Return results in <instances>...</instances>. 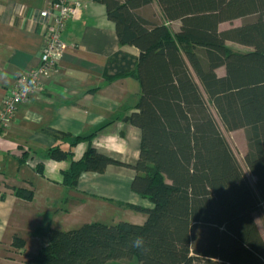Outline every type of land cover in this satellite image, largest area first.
Here are the masks:
<instances>
[{"label": "trees", "instance_id": "obj_1", "mask_svg": "<svg viewBox=\"0 0 264 264\" xmlns=\"http://www.w3.org/2000/svg\"><path fill=\"white\" fill-rule=\"evenodd\" d=\"M96 1L115 22L119 43L144 53L134 60L119 51L107 68L108 81L127 75L139 81L138 111L127 120L141 130L140 153L135 164L99 153L92 146L95 132L83 138L90 145L63 172V184L74 188L83 172L110 164L129 166L136 172L133 190L154 207L126 204L147 213L143 224L50 229L25 264H264L255 217L264 207V0ZM238 19L244 22L221 28ZM228 42L250 49L233 51ZM214 112L227 130H245V163L254 182ZM72 154L55 147L46 157ZM16 193L29 201L34 196L30 190ZM137 236L146 251L132 247ZM14 244L25 246L17 237Z\"/></svg>", "mask_w": 264, "mask_h": 264}, {"label": "crops", "instance_id": "obj_2", "mask_svg": "<svg viewBox=\"0 0 264 264\" xmlns=\"http://www.w3.org/2000/svg\"><path fill=\"white\" fill-rule=\"evenodd\" d=\"M48 1L0 0V106L19 78L40 64L45 37L39 17L30 21V16ZM70 1L80 5L62 32L66 47L57 66L44 76L43 91L20 104L12 123L0 130V264H25L50 229L69 231L92 222L143 224L147 213L126 204L154 207L133 190L136 172L129 166L110 164L103 171L83 172L74 188L63 184V172L90 145L83 138L96 132V151L127 164L137 162L141 143V130L127 120L138 111V79L107 80L109 59L117 52L134 60L141 52L119 43L104 4ZM55 147L72 157H46ZM19 189L32 191L33 199L19 197ZM16 237L24 240L23 248L14 244Z\"/></svg>", "mask_w": 264, "mask_h": 264}, {"label": "built area", "instance_id": "obj_3", "mask_svg": "<svg viewBox=\"0 0 264 264\" xmlns=\"http://www.w3.org/2000/svg\"><path fill=\"white\" fill-rule=\"evenodd\" d=\"M79 5L78 2L72 3L70 0H49L43 9L31 13L30 21H35V15L39 17L45 37L40 64L28 69L17 84L8 90L0 106V130L12 123L20 104L29 102L33 95L43 91L44 76L57 66L66 47L62 32L67 22L75 16Z\"/></svg>", "mask_w": 264, "mask_h": 264}, {"label": "rangeland", "instance_id": "obj_4", "mask_svg": "<svg viewBox=\"0 0 264 264\" xmlns=\"http://www.w3.org/2000/svg\"><path fill=\"white\" fill-rule=\"evenodd\" d=\"M154 8L155 10L157 11V14L159 16H161V12H160V9L157 7V5L155 4L154 5ZM242 22H244V19H238V20H235L233 22H226V23H223L221 25V28L222 29H227V28H230L232 26H237V25H241ZM172 28L173 30H176L177 29V23H173L172 24ZM227 46L232 49L233 51H241V52H244V51H247L249 50L250 48L248 47H245L243 45H240V44H237V43H234V42H228L227 43ZM218 73L220 75H223L225 73V69L224 68H220L218 70ZM220 126H221V129H222V132L224 134V136L226 137V139L229 141V143L231 144L234 152L236 153L238 159L240 160L241 164L243 165L244 169L246 170V173H247V176L249 178V180L251 182H254V178L251 176V174L248 172V169H247V166H246V163H245V155L247 153V150H248V141H247V137H246V132L244 129H239V130H235V131H229L227 130L224 125L222 124L221 120L219 119V117L216 115V113L214 112ZM255 217H256V220H257V223L259 224V227H260V230L263 234V237H264V207H261L259 209V211L255 214ZM76 229V228H74ZM110 264H126V262L124 261H117V262H111Z\"/></svg>", "mask_w": 264, "mask_h": 264}, {"label": "clouds", "instance_id": "obj_5", "mask_svg": "<svg viewBox=\"0 0 264 264\" xmlns=\"http://www.w3.org/2000/svg\"><path fill=\"white\" fill-rule=\"evenodd\" d=\"M132 247L137 248V249H142V250H147L145 248V241L142 236H137L135 240L132 242Z\"/></svg>", "mask_w": 264, "mask_h": 264}, {"label": "water", "instance_id": "obj_6", "mask_svg": "<svg viewBox=\"0 0 264 264\" xmlns=\"http://www.w3.org/2000/svg\"><path fill=\"white\" fill-rule=\"evenodd\" d=\"M143 55H144V53L141 52V53H140V56H139V60L143 57Z\"/></svg>", "mask_w": 264, "mask_h": 264}]
</instances>
